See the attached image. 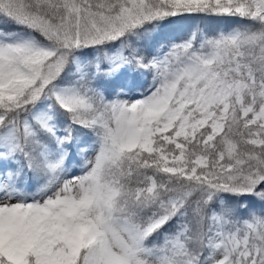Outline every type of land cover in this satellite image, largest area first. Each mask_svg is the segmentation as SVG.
<instances>
[{"label": "snow or ice", "instance_id": "1", "mask_svg": "<svg viewBox=\"0 0 264 264\" xmlns=\"http://www.w3.org/2000/svg\"><path fill=\"white\" fill-rule=\"evenodd\" d=\"M0 264H264V0H0Z\"/></svg>", "mask_w": 264, "mask_h": 264}, {"label": "trees", "instance_id": "2", "mask_svg": "<svg viewBox=\"0 0 264 264\" xmlns=\"http://www.w3.org/2000/svg\"><path fill=\"white\" fill-rule=\"evenodd\" d=\"M196 22L199 23L200 21L197 20ZM204 24L207 25V26H210V27H214L215 24H216V22H215V21H204ZM146 86H147V85H145V87H146Z\"/></svg>", "mask_w": 264, "mask_h": 264}, {"label": "rangeland", "instance_id": "3", "mask_svg": "<svg viewBox=\"0 0 264 264\" xmlns=\"http://www.w3.org/2000/svg\"><path fill=\"white\" fill-rule=\"evenodd\" d=\"M77 174H79V173L77 172Z\"/></svg>", "mask_w": 264, "mask_h": 264}]
</instances>
